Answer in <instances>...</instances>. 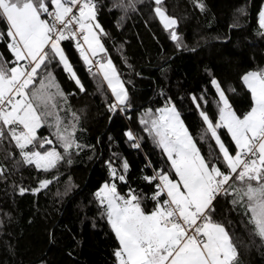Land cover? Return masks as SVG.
Returning a JSON list of instances; mask_svg holds the SVG:
<instances>
[{
  "label": "snow or ice",
  "instance_id": "6c2138e0",
  "mask_svg": "<svg viewBox=\"0 0 264 264\" xmlns=\"http://www.w3.org/2000/svg\"><path fill=\"white\" fill-rule=\"evenodd\" d=\"M141 5L142 0H116L111 8L123 13L122 20ZM193 6L201 12L206 8L203 0H193ZM150 8L176 47H186L177 30L179 18L167 13L162 0H152ZM99 11V0H0V43L9 54L0 53V180L25 168L48 174L61 162L70 165L73 155L84 148H93L81 144L77 135L83 131L81 116L69 103L75 93H65L56 78L60 69L79 92H86L65 42L98 82L109 113L132 108L126 87L131 80L123 79L105 47L102 38L108 33ZM238 11L246 15L244 9ZM233 26H239V18ZM259 30L264 36V8ZM205 71L215 108L204 106L209 104L207 89L200 96L191 94L197 117L191 125L163 89L162 105L142 113V131L163 158L161 167L141 175L143 188L128 183L126 159L119 164L111 157L104 161L107 178L93 197L100 220L106 221L118 242L112 251L114 264H239L243 241L235 234L234 212L246 217L249 243L254 245L258 237L264 248V66L240 75L249 93L248 106L241 110L234 108L215 74ZM229 91L235 93L234 88ZM43 125L49 128L48 136L38 135ZM123 135L132 148L141 147L142 137L131 129ZM57 179L37 175L36 186L15 187L20 194H36ZM118 182L127 186L125 192L118 189Z\"/></svg>",
  "mask_w": 264,
  "mask_h": 264
},
{
  "label": "trees",
  "instance_id": "16d2710c",
  "mask_svg": "<svg viewBox=\"0 0 264 264\" xmlns=\"http://www.w3.org/2000/svg\"><path fill=\"white\" fill-rule=\"evenodd\" d=\"M115 2L99 0L98 18L108 33L102 40L110 57L123 79L131 80L126 87L132 108L126 113H109L104 97L97 91L98 82L86 72L72 45L65 42L86 92H79L60 69L56 78L65 93H75L69 96V103L81 116L83 131L77 135L81 144L93 148H84L73 155L70 165L61 162L58 170L48 174L25 168L0 180V264H114L112 251L118 242L106 221L100 220L93 193L107 178L104 161L110 157L116 164L121 159L128 161V183L133 187L143 188L141 175L162 166L160 149L139 123L145 109L162 105L160 90L178 102L186 123L191 125L197 118L191 94L200 96L207 89L209 104L204 106L215 108L207 68L220 80L234 108L248 106L249 93L239 77L246 70L264 66V36L259 34L258 23L264 0H203V12L193 6V0H162L167 13L179 18L177 30L186 46L181 49L151 11L152 0H142L139 11L128 13L122 20L123 13L111 8ZM238 9H244L246 15L241 16ZM236 18L239 26H233ZM0 53L9 55L3 43ZM103 87L107 92L105 84ZM128 129L142 137L139 149L132 148L123 135ZM38 133L48 136L49 128L43 125ZM113 153L118 156L113 157ZM149 163L152 167H146ZM37 175H56L58 179L36 194H20L15 185L36 186ZM68 185L72 187L66 193ZM126 188L118 182L121 192ZM232 220L236 236L243 241L239 244V264H264L259 238H255L254 245L249 243L246 217L234 212Z\"/></svg>",
  "mask_w": 264,
  "mask_h": 264
},
{
  "label": "rangeland",
  "instance_id": "374dc122",
  "mask_svg": "<svg viewBox=\"0 0 264 264\" xmlns=\"http://www.w3.org/2000/svg\"><path fill=\"white\" fill-rule=\"evenodd\" d=\"M264 8V2L262 3L261 9ZM260 9V10H261ZM260 12V11H259ZM258 23H259V14H258ZM105 86L107 87V85L105 84ZM38 135L40 136V134L38 133Z\"/></svg>",
  "mask_w": 264,
  "mask_h": 264
}]
</instances>
